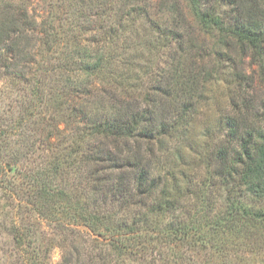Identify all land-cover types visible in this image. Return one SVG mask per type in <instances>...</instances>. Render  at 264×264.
I'll list each match as a JSON object with an SVG mask.
<instances>
[{
  "label": "rangeland",
  "instance_id": "obj_1",
  "mask_svg": "<svg viewBox=\"0 0 264 264\" xmlns=\"http://www.w3.org/2000/svg\"><path fill=\"white\" fill-rule=\"evenodd\" d=\"M5 1L14 3L11 9L14 16L25 11L26 19L35 23L32 27L34 32L27 30V43H30L33 50L45 48L40 42L44 39V33L47 30L51 32V29L60 36L73 29L72 34L80 39L78 41L81 44H86L91 39L96 40L98 46L105 44L106 58L111 59L108 68L112 67V73H101L100 76L104 78L101 83L94 77L88 80L92 83V88H107L105 82L111 74L119 81L116 96L121 94L119 90L122 85L136 99L139 93L148 91V85L163 70L166 74L176 70L178 75L185 78L187 71L192 69L197 74L198 82L203 81V75L198 73L200 67L191 64V60L197 59L204 49L205 54H210V71L213 69V62L219 71L217 75L210 76L204 86L200 85L190 98L195 103V110L189 113L186 111L185 118L176 128L168 131L165 138L143 144V147L149 145L151 148L152 173H160L162 176L166 174L169 188L181 199L183 208L174 214L162 212L157 216L153 215L157 225L152 224L148 228L140 223L131 225L133 233L124 237L113 234L112 231L105 232L100 222L91 227L84 222H89L92 215L84 205L81 186L75 192L76 196L70 190V176L67 178L52 174L48 177L52 181L51 188L55 195L52 218L44 217L40 210L23 200L22 194L32 193L39 186L35 185L31 189V175L47 167L48 160L53 155L58 157L60 165L65 166L63 162L68 146H73L72 141L76 140L75 130L81 126L78 123L79 117L84 112H89L88 107L93 111L90 99L85 95L75 94L77 92H73L74 97L73 94L61 92L59 86L44 83L39 86V95H28L31 100L26 105L28 108H24L21 106L22 100H26L25 94L30 92V88L18 81L0 77V264H59L69 243L89 251L94 257L102 246L108 248L109 243L112 244L110 246L118 245L120 250L112 256L111 264H264V225L249 238L243 237L244 231H221V234L211 236L214 241H205V245L193 241L189 244L174 238L176 227L173 223L179 221L178 224L191 227V232L199 229L210 239L207 227L210 222V193L214 201L212 214L224 209L222 204L227 192L210 185L212 146L223 138L226 131L222 119L229 111L227 103L230 90L237 82L234 81L233 68L248 75L256 71V67L250 65L248 57L238 56L236 51L239 47L228 51L224 45V36L215 30H210L211 33L203 30L193 17L187 0H141L138 2L139 11L146 14L127 17L120 29L121 34L110 39L103 37V40L95 30V27L102 25L103 16L94 19L98 21L96 24L90 9H94L96 0H0V6ZM218 5L222 11L227 10L223 3ZM114 12L112 9L107 13L109 16L105 14V22L114 20ZM77 15L89 17L90 19L86 18L91 23L89 28L93 26L94 31L86 32L87 27L80 22L79 26L77 23L74 25ZM109 18L112 20L109 21ZM174 18L179 19V26L177 19L172 23ZM164 24L174 34L176 31L181 35V45L186 51L174 60L171 53H177L180 48H175L178 44H172L171 50L166 46L171 42V35L162 32ZM59 35L57 38H61ZM108 39L111 43H108ZM217 41L221 44L215 45ZM74 46L75 44H70L68 50H73ZM214 50H219L221 54L215 55ZM228 56H231L230 60ZM234 59L236 64H233ZM71 66L76 70V66ZM254 83V92L259 94L260 89L262 93L264 87L258 85L255 76ZM165 104L168 106L167 101ZM27 127L34 133L32 138H35V146L25 158L12 161L7 144H13L19 138L20 131ZM2 135L7 144L2 141ZM61 137L58 143L57 139ZM45 139L51 144L57 142L60 150H55L57 145H45ZM81 142L79 144L84 146L85 140L82 139ZM247 196L238 197V204L264 207V201L252 202L251 196ZM69 199L71 208L62 209ZM80 211L89 217V221L79 214ZM116 211L117 208L112 212ZM137 211L138 208L129 207L126 213H117L119 215L116 217L127 218L130 223ZM70 228L78 235H70L69 241L62 243L60 240L64 232ZM121 232H124L123 229H120ZM140 238L142 240L139 243Z\"/></svg>",
  "mask_w": 264,
  "mask_h": 264
},
{
  "label": "trees",
  "instance_id": "obj_2",
  "mask_svg": "<svg viewBox=\"0 0 264 264\" xmlns=\"http://www.w3.org/2000/svg\"><path fill=\"white\" fill-rule=\"evenodd\" d=\"M96 1L94 9H90L96 24L98 21L94 19L103 16L102 25L94 26L99 37L102 36L101 40L103 37L110 39L118 33L121 34L120 29L123 28L126 18H130L132 14H146L139 11L138 2L141 0ZM187 1L198 25L207 33L215 30L224 36V45L228 51L239 47L236 51L238 56L248 57L250 65H254L256 71L248 75L233 68L234 81L237 82L230 90L227 103L229 111L223 119L221 118L226 131L223 138L213 144L210 155V185L227 192L222 204L224 209L214 214L213 195L210 193V222L207 224L210 239L199 229L191 232V227L178 224L179 221L173 223L176 227L174 238L189 244L193 241L204 245L205 241H214L211 236L221 234V231H244L243 237L249 238L264 225V207L238 204L240 200L237 199L249 195L252 202L264 201V91L261 93L259 89V94L254 92V76L258 85L264 87V0ZM218 3H223L227 10L222 11ZM13 4L5 1L0 6V77L18 81L30 88L21 106L28 108L26 105L31 100L28 95H39V86L44 83L59 86L60 91L64 93L77 92L75 94L85 95L90 99V106H93V111L88 107L89 112H84L78 119L81 126L75 130L76 140L72 141L73 146H68L63 162L65 166L60 165L56 155L50 154L52 159L48 160L47 167L31 175V189L35 185L39 186L32 193L22 194L23 200L40 210L44 217L52 218L55 195L51 188L52 181H49L48 177L52 174L67 178L70 176V190L74 191L76 196L78 187L81 186L84 205L92 215L89 221V217L80 211L79 214L87 217L89 221L84 222L89 227L100 222L105 232L112 231L122 237L133 233L131 225L140 223L148 228L152 224L157 225L153 215L157 216L162 212L174 214L178 209H182V201L171 192L173 189L169 188L166 174L162 176L160 173H152L151 148L149 145L143 147V144L165 138L167 132L176 128L185 118L186 111L189 113L195 110V103L190 98L200 85L204 86L206 80L214 74L217 75L219 71L214 62L210 71V54H205L204 49L197 59L191 60V64L200 67L198 73L202 74L204 79L201 82H198L197 74L192 69L187 71L185 78L178 75L176 70L170 74L163 70L157 73L159 77L148 85V91L139 93L136 99L135 95L131 92L129 94L127 88L122 85L119 90L121 94L116 96L115 90L119 81L111 74L105 82L107 88H92V83L88 80L94 77L101 83L104 81L101 73H112V67L108 68L111 59L106 58L105 44L98 46L97 41L93 39L81 44L78 41L80 39H76L72 34L73 29L67 34L63 32L61 36L51 29V32L47 30L44 33V39L40 42L45 48L33 50L30 43H27V30L34 32L32 27L35 23L26 19L25 11L14 16L11 11ZM112 9L115 10L114 20L111 22L112 19L109 18L110 22L107 23L105 14L109 16L107 13ZM86 18L90 19L77 15L74 25L83 23V26L87 27L86 32H89L93 30V26L89 28L91 23ZM176 19L179 26L180 21ZM176 19L174 18L172 23H175ZM58 28L62 30L61 27ZM162 32L171 35V42L166 44L170 50L172 44H178L175 48H180L177 53H171L172 60L186 52L178 32L175 31L174 34L165 24ZM58 35L61 38H57ZM109 39L108 43H111ZM70 44H75L71 51L68 50ZM218 44L221 42L217 41L215 45ZM213 53L221 54L219 50H214ZM230 57L228 56V60ZM236 62L234 59L233 64ZM71 65L76 66V70ZM75 94L72 96L76 97ZM33 134L27 127L20 131L19 138L11 145L6 143L4 134L2 135V141L9 146L8 153L12 161L25 158L29 151H32L35 146ZM61 139L62 137L57 139V142ZM82 139L85 140L84 146L80 145ZM56 143L51 144L46 139L44 142L48 146L57 145L55 150H60ZM70 199L62 209L71 208ZM129 207L138 208L130 223L127 218L116 217L119 215L117 213H126ZM96 208L99 210L95 211ZM115 208L117 211L112 212ZM120 229L124 232L120 233ZM112 233L109 235L113 236ZM70 235L78 233L73 228L67 229L60 241H69ZM140 237L143 238L141 235ZM72 244H68L67 254L61 256L59 264H111L115 253L120 250L118 245L110 246L112 244L109 243L110 247L102 246L94 257L89 251Z\"/></svg>",
  "mask_w": 264,
  "mask_h": 264
}]
</instances>
